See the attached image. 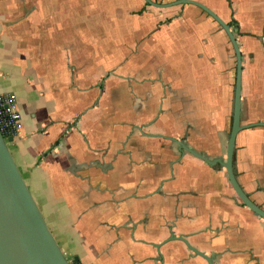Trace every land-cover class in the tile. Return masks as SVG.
<instances>
[{"label":"crops","instance_id":"1","mask_svg":"<svg viewBox=\"0 0 264 264\" xmlns=\"http://www.w3.org/2000/svg\"><path fill=\"white\" fill-rule=\"evenodd\" d=\"M191 1L237 42L232 169L264 209V0ZM235 79L195 4L0 0V94L21 115L7 145L68 261L264 264V219L201 158L225 160Z\"/></svg>","mask_w":264,"mask_h":264},{"label":"water","instance_id":"2","mask_svg":"<svg viewBox=\"0 0 264 264\" xmlns=\"http://www.w3.org/2000/svg\"><path fill=\"white\" fill-rule=\"evenodd\" d=\"M146 1L156 6L195 4L211 15L227 33L236 55V79L226 157L224 161L209 160L203 156L201 158L212 165L221 164L226 169L228 179L244 205L264 219V209L253 203L242 191L232 169L235 138L244 125L240 124L241 55L229 25L209 8L195 1L176 0L165 4ZM11 139L9 137L7 141ZM7 141L0 133V264H69L19 171ZM182 147L186 149L184 145Z\"/></svg>","mask_w":264,"mask_h":264},{"label":"built area","instance_id":"3","mask_svg":"<svg viewBox=\"0 0 264 264\" xmlns=\"http://www.w3.org/2000/svg\"><path fill=\"white\" fill-rule=\"evenodd\" d=\"M21 126V115L17 108L14 93L0 94V133L7 141L13 138ZM69 264H77L69 261Z\"/></svg>","mask_w":264,"mask_h":264}]
</instances>
